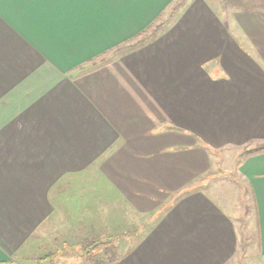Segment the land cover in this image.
Segmentation results:
<instances>
[{
  "label": "crops",
  "instance_id": "obj_1",
  "mask_svg": "<svg viewBox=\"0 0 264 264\" xmlns=\"http://www.w3.org/2000/svg\"><path fill=\"white\" fill-rule=\"evenodd\" d=\"M176 2L0 0V264L111 235L112 264H228L219 168L264 256V0Z\"/></svg>",
  "mask_w": 264,
  "mask_h": 264
},
{
  "label": "rangeland",
  "instance_id": "obj_2",
  "mask_svg": "<svg viewBox=\"0 0 264 264\" xmlns=\"http://www.w3.org/2000/svg\"><path fill=\"white\" fill-rule=\"evenodd\" d=\"M179 3V2H176ZM175 3V4H176ZM170 13V12H169ZM175 16V14H174ZM169 15V19H171ZM229 163V157L224 156L223 162L220 163L223 166H226ZM223 166H221L223 168ZM216 167V166H215ZM217 170V169H216ZM215 169L209 172L206 179L208 180V184H203L207 188L209 185L215 187L216 193L213 192V195L218 194V200L230 211H233L235 217L237 216V224L239 228V241H238V251L235 257L230 260L228 264H264V256L260 254L257 247V239H256V230L255 229V218L252 215V202L250 193L246 188V183L240 181L237 172L229 173V175H225L224 170ZM209 176V177H208ZM218 176V177H217ZM230 181H239L240 186L234 187L233 185H229ZM210 183V184H209ZM208 189V188H207ZM209 190L212 191V189ZM247 208V209H246ZM246 209V210H245ZM236 211V212H235ZM239 212L238 215L236 213ZM248 213V214H247ZM154 215L152 214L153 217ZM139 222V221H136ZM141 223V221H140ZM146 228L145 224L141 228L144 230ZM139 229L131 230V236L135 237L139 233ZM130 236V237H131ZM46 244H54L58 243L57 238H52V236L46 238ZM80 247H37L36 256L34 260V264H81L82 260L77 256H69L65 257L64 254L67 250H79L83 247L84 242L79 243ZM56 254L54 260L48 259V257L43 258L45 255ZM82 251H80L81 253ZM33 255V254H32ZM50 260L51 262L48 263ZM45 261H48L44 263Z\"/></svg>",
  "mask_w": 264,
  "mask_h": 264
},
{
  "label": "trees",
  "instance_id": "obj_3",
  "mask_svg": "<svg viewBox=\"0 0 264 264\" xmlns=\"http://www.w3.org/2000/svg\"><path fill=\"white\" fill-rule=\"evenodd\" d=\"M186 2V0H181V2L174 4L170 10V17H173L174 14L178 11V9ZM161 18V17H160ZM159 18V19H160ZM166 23L163 21L159 24H153L148 27L145 31L140 33L137 36V40L130 44L129 47L136 48L140 45L146 43L147 41L153 39L158 35V33L165 27ZM246 154H258L264 153V144L257 145L256 147L249 149ZM115 244V237L109 236L102 240H90L86 241L83 247L79 250L71 251L67 250L64 254L65 257L69 256H77L80 257L82 262L81 264H112L119 257L117 248ZM56 254L45 255L43 258L48 257L50 260H54Z\"/></svg>",
  "mask_w": 264,
  "mask_h": 264
}]
</instances>
